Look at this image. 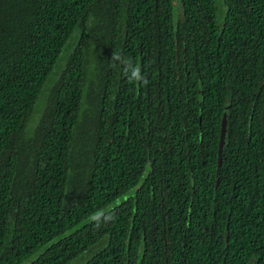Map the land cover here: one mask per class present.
Wrapping results in <instances>:
<instances>
[{"label": "trees", "instance_id": "obj_1", "mask_svg": "<svg viewBox=\"0 0 264 264\" xmlns=\"http://www.w3.org/2000/svg\"><path fill=\"white\" fill-rule=\"evenodd\" d=\"M222 2L0 0V264H264V0Z\"/></svg>", "mask_w": 264, "mask_h": 264}, {"label": "clouds", "instance_id": "obj_2", "mask_svg": "<svg viewBox=\"0 0 264 264\" xmlns=\"http://www.w3.org/2000/svg\"><path fill=\"white\" fill-rule=\"evenodd\" d=\"M113 59L121 60V57L119 55H114ZM122 62L128 67V69H130V72L127 73L129 79L134 81H143L144 77L138 64H134L130 59L127 58H125Z\"/></svg>", "mask_w": 264, "mask_h": 264}, {"label": "water", "instance_id": "obj_3", "mask_svg": "<svg viewBox=\"0 0 264 264\" xmlns=\"http://www.w3.org/2000/svg\"><path fill=\"white\" fill-rule=\"evenodd\" d=\"M227 122L228 119L225 117L223 119V125H222V130H221V140H220V147H219V162L222 160V153H223V148L225 145V139H226V132H227ZM226 241H228L229 237V229L227 228L226 230ZM247 264H257V261L254 258H251Z\"/></svg>", "mask_w": 264, "mask_h": 264}, {"label": "rangeland", "instance_id": "obj_4", "mask_svg": "<svg viewBox=\"0 0 264 264\" xmlns=\"http://www.w3.org/2000/svg\"><path fill=\"white\" fill-rule=\"evenodd\" d=\"M223 2H222V0H217V6H218V19H219V21L222 23V19L223 18H221V16H220V11L222 10V8H223ZM220 10V11H219ZM80 260V259H79ZM78 260V261H79ZM78 261H76V263H78Z\"/></svg>", "mask_w": 264, "mask_h": 264}]
</instances>
